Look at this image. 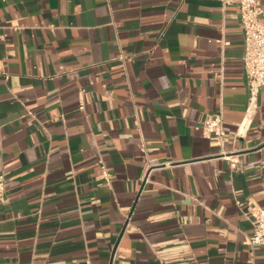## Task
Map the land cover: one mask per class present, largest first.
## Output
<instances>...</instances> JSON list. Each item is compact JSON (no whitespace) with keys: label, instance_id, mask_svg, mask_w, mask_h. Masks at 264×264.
Listing matches in <instances>:
<instances>
[{"label":"crops","instance_id":"0c3cea01","mask_svg":"<svg viewBox=\"0 0 264 264\" xmlns=\"http://www.w3.org/2000/svg\"><path fill=\"white\" fill-rule=\"evenodd\" d=\"M243 56L219 0H0V264H264Z\"/></svg>","mask_w":264,"mask_h":264},{"label":"built area","instance_id":"2783aa9c","mask_svg":"<svg viewBox=\"0 0 264 264\" xmlns=\"http://www.w3.org/2000/svg\"><path fill=\"white\" fill-rule=\"evenodd\" d=\"M224 6L238 5L241 16V23L244 30V70L248 79V91L250 94V106L248 113H252V104L257 95L264 91V22L261 21L262 8L258 0H219ZM248 118L240 125L243 132L248 127ZM204 136L206 138L215 137L222 145L226 136L224 127L223 112H219L204 123ZM1 145V132H0ZM222 157L229 159L233 169H240L241 163L238 160H231V155L222 151ZM227 156V157H226ZM148 171H145L141 180L148 181ZM6 190L5 172L0 168V206L1 200ZM249 217L253 231L249 237L252 246L264 247V208L250 205L245 212Z\"/></svg>","mask_w":264,"mask_h":264}]
</instances>
